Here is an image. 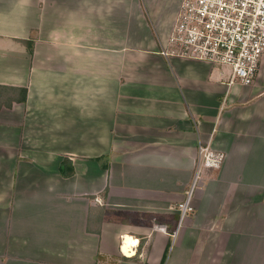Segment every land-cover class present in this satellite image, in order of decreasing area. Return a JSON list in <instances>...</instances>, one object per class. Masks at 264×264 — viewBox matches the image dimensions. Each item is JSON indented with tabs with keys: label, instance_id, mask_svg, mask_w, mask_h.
Instances as JSON below:
<instances>
[{
	"label": "crops",
	"instance_id": "crops-1",
	"mask_svg": "<svg viewBox=\"0 0 264 264\" xmlns=\"http://www.w3.org/2000/svg\"><path fill=\"white\" fill-rule=\"evenodd\" d=\"M182 1L0 0V264H264V56H161Z\"/></svg>",
	"mask_w": 264,
	"mask_h": 264
},
{
	"label": "built area",
	"instance_id": "built-area-1",
	"mask_svg": "<svg viewBox=\"0 0 264 264\" xmlns=\"http://www.w3.org/2000/svg\"><path fill=\"white\" fill-rule=\"evenodd\" d=\"M160 55L209 64L230 85H253L264 56V0H183ZM224 155L200 147V165L219 169ZM179 205L180 222L194 209L192 191Z\"/></svg>",
	"mask_w": 264,
	"mask_h": 264
},
{
	"label": "trees",
	"instance_id": "trees-1",
	"mask_svg": "<svg viewBox=\"0 0 264 264\" xmlns=\"http://www.w3.org/2000/svg\"><path fill=\"white\" fill-rule=\"evenodd\" d=\"M19 95H20V99H21V102H25L26 101V99H27V90H19ZM1 102H6V101H3L2 100V95L0 94V105H2L3 103H1ZM70 165H71V167H70ZM106 169H109V165L108 166H106ZM60 172H61V175L63 176V177H65V178H68V177H71V176H73V174H74V169H73V167H72V164H71V162H69V161H64L63 162V164L61 165V167H60ZM107 194H108V190H106V192H105V198L107 197ZM89 232H90V228H89ZM101 232L100 231H97L96 232V234H100ZM142 243V242H141ZM166 259V258H165ZM165 259H164V261H163V263L165 262Z\"/></svg>",
	"mask_w": 264,
	"mask_h": 264
},
{
	"label": "bare ground",
	"instance_id": "bare-ground-1",
	"mask_svg": "<svg viewBox=\"0 0 264 264\" xmlns=\"http://www.w3.org/2000/svg\"><path fill=\"white\" fill-rule=\"evenodd\" d=\"M138 244V239H135L131 236L124 237L123 252L126 255H134L133 247Z\"/></svg>",
	"mask_w": 264,
	"mask_h": 264
},
{
	"label": "rangeland",
	"instance_id": "rangeland-1",
	"mask_svg": "<svg viewBox=\"0 0 264 264\" xmlns=\"http://www.w3.org/2000/svg\"><path fill=\"white\" fill-rule=\"evenodd\" d=\"M197 175L198 174H196V177H197ZM200 175H201V172H200ZM199 180H200V178H199ZM197 189V187H194V189H193V191H192V195H191V199H190V205L191 206H193L194 205V201H193V198H194V191ZM189 194V193H188ZM189 195H187V197H188ZM191 215V214H190ZM190 215H188V216H186L181 222H180V220H179V222H180V226H182L183 225V223L185 224V221L187 220L186 218L187 217H189ZM175 236V235H174Z\"/></svg>",
	"mask_w": 264,
	"mask_h": 264
}]
</instances>
